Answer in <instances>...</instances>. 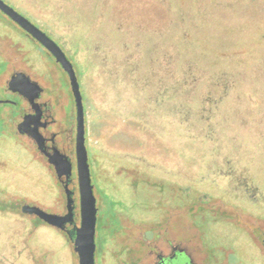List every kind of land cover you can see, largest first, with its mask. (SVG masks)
<instances>
[{
	"label": "rangeland",
	"instance_id": "374dc122",
	"mask_svg": "<svg viewBox=\"0 0 264 264\" xmlns=\"http://www.w3.org/2000/svg\"><path fill=\"white\" fill-rule=\"evenodd\" d=\"M7 1L56 40L75 67L87 107L100 222L109 221L116 207L132 209L133 195L119 168H131L127 158L142 157L144 165L156 167V176L159 170L178 171L183 195L211 199L226 212L206 230L211 248L229 250L228 264H264V0ZM18 34L43 69L44 49ZM47 60L55 82L67 87L68 77ZM180 86L196 87L184 91L183 105ZM59 92L67 101L62 123L70 127V87ZM6 128L0 126V133ZM146 130L156 139L152 144H144ZM0 188L16 205L27 198L61 213L55 174L17 136L0 135ZM130 213L134 219L147 216ZM182 214V232L199 227ZM4 215L0 264H79L73 244L54 227L35 228L13 213Z\"/></svg>",
	"mask_w": 264,
	"mask_h": 264
},
{
	"label": "flooded vegetation",
	"instance_id": "af4514ba",
	"mask_svg": "<svg viewBox=\"0 0 264 264\" xmlns=\"http://www.w3.org/2000/svg\"><path fill=\"white\" fill-rule=\"evenodd\" d=\"M5 2L21 12L14 4L7 0ZM28 18L31 20L30 17ZM18 32L44 49V54H41V57L43 55L44 58L43 69L38 68L32 57L36 51L26 47ZM47 57L54 60V63L63 72L64 79L65 76L68 77L55 57L0 9V100L2 101L0 103V126L7 127L1 130L0 135L17 136L25 141L35 156L42 159L53 175L55 174L59 188L62 189L61 202L63 205L60 214H66L68 211L63 183L66 178L65 176L58 178L49 157L57 152L67 156L72 162L73 172L68 188L72 192L71 196L74 200V221L68 223L64 230L54 228L73 244L72 239L75 237V231L80 226V193L76 171V112L75 125L72 122L70 127H65L62 120L65 117L64 104L67 101L59 91L60 89L68 91L70 83L64 88L60 82H55L51 71L53 63L49 62ZM19 73L28 77L29 81L39 88V91L35 93L32 89L30 90L28 84H25L27 85L25 87L26 94L14 89L18 85L13 87L10 82ZM26 117L31 123L25 126V129L41 134L42 149L39 148L32 133L24 131L23 127V130L20 128V124ZM85 123L88 147L90 145V130L87 124L86 106ZM127 160L130 161L128 165L131 168H119V175L128 180L127 186L134 200L131 203L132 209L142 211L147 216L144 219H134L130 213L132 209L128 204L125 207H116L109 221L104 219L100 222V199L92 184L98 208L95 264H106L109 259L114 262H112L113 264H228L229 250L218 249L216 251L215 248H211L207 240L209 232L206 230L210 223L215 224L221 221L218 215L221 213L226 215V212L213 205L211 199H200L199 196L196 197L189 191H184L183 195L178 171L159 170L162 175L156 176L154 174L156 170L148 169L143 164V158L134 159L132 157ZM191 187L194 189L193 186ZM187 188L191 189L189 186ZM5 193L3 188H0V221L7 212L29 221L35 228L40 223L47 224L37 215L23 210L24 205L39 206L37 203L27 198H18L19 203L16 205L12 200L14 197H4ZM183 210L191 219V224L199 226L198 228L182 232ZM225 215L223 217L229 223V217ZM100 227L103 232H98ZM236 228L241 230L237 226Z\"/></svg>",
	"mask_w": 264,
	"mask_h": 264
},
{
	"label": "water",
	"instance_id": "95a60500",
	"mask_svg": "<svg viewBox=\"0 0 264 264\" xmlns=\"http://www.w3.org/2000/svg\"><path fill=\"white\" fill-rule=\"evenodd\" d=\"M0 9L6 13L12 20L17 22L24 30L38 40L60 63L61 67L66 71L69 77L71 92L74 98L76 112V171L78 178V187L80 193V226L75 231L73 247L78 255L79 264H95L96 252V223H97V205L96 196L92 186L91 169L89 163V154L86 144V123H85V104L81 90L80 81L78 79L75 67L72 61L67 57L63 48L49 36L38 25L32 22L27 16L19 12L13 6L0 0ZM10 84L14 89L26 94L25 87L28 84L29 89L37 93L39 88L36 87L28 77L22 73L13 77ZM2 101L0 100V103ZM31 122L28 117L20 124V128L28 133H32L36 139L39 148L42 149V136L39 132L26 130L25 126ZM22 129V130H23ZM50 163L54 165L58 178L65 176L64 189L67 196V213L58 214L44 210L37 205L26 204L23 206L24 212L37 215L48 225L64 230L68 223L74 221V200L71 196L72 192L68 188L69 180L73 172V164L69 158L61 153L55 152L49 157Z\"/></svg>",
	"mask_w": 264,
	"mask_h": 264
},
{
	"label": "trees",
	"instance_id": "16d2710c",
	"mask_svg": "<svg viewBox=\"0 0 264 264\" xmlns=\"http://www.w3.org/2000/svg\"><path fill=\"white\" fill-rule=\"evenodd\" d=\"M181 88V86L180 87H178L177 89L178 90H176L178 93H177V95H178V100H179V102H181V104L183 105L184 103H185V101L187 100V97H186V94L185 93H191L192 92V90L190 89V88H193V91L195 92V89H196V87H194V86H191L190 88H187L186 86L185 87H183V89H187V90H183L182 91V89H180ZM184 91H186L185 93H184ZM209 91V90H208ZM208 91H205L206 93H208ZM185 95V96H184ZM207 97H209V95H206V96H204V98L206 99ZM160 99V98H159ZM206 101V100H205ZM206 103V105L207 106H209L210 105V102H209V100L208 101H206L205 102ZM202 105H203V101H202ZM207 106H206V108H207ZM165 117V116H164ZM169 117V116H168ZM138 118V117H137ZM165 118H167V117H165ZM172 118V120H173V122H176L177 121V119H175L174 117H171ZM133 119V122H135L136 124L138 123V125H139V123L141 124V125H145L144 124V122L142 123V122H138V121H136L134 118H132ZM179 123L181 124V122L180 121H183V119L179 116ZM184 122V121H183ZM151 124V123H150ZM159 124H160V122H159ZM162 124V123H161ZM140 125V126H141ZM147 125V124H146ZM149 127V126H148ZM150 128V127H149ZM149 128H147V129H149ZM187 128H190L189 126H188V124H187ZM141 129V128H140ZM139 129V130H140ZM142 130H145L144 128H142ZM151 130L152 131H154V133H152V134H154V135H157L159 138H160V140L161 141H164V144L166 145V147H170V149H174V148H172V146L170 145V144H168L164 139L162 140V138H161V136H159V133L158 132H155V129L153 130V128H151ZM137 131V130H136ZM136 131H135V133H136ZM141 131V130H140ZM138 132V131H137ZM146 132H147V134H145V135H143V137H146V140H145V142H144V144H146L147 143V140H148V142H151V144H152V141H154L155 142V140L156 139H153V137H150V135H148L149 134V132L146 130ZM144 141V140H143ZM159 143V142H158ZM148 150V149H147ZM136 157V156H135ZM157 157H159V155H157ZM140 158H142V157H140ZM179 158V157H178ZM145 159L143 158V163H145ZM180 162V161H179ZM181 163V162H180ZM189 163H191V161L189 162ZM148 164V166L147 167H151V169H156V167L154 166V165H150L149 164V162L147 163ZM146 164V165H147ZM169 171H171V170H169ZM213 180H214V178H213ZM202 227V226H201Z\"/></svg>",
	"mask_w": 264,
	"mask_h": 264
}]
</instances>
